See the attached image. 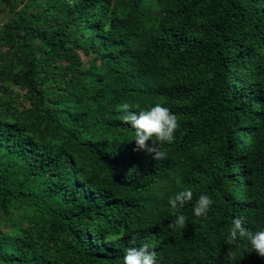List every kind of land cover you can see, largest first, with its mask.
<instances>
[{"label":"trees","instance_id":"obj_1","mask_svg":"<svg viewBox=\"0 0 264 264\" xmlns=\"http://www.w3.org/2000/svg\"><path fill=\"white\" fill-rule=\"evenodd\" d=\"M0 17V264L145 244L158 264H264L225 242L236 217L264 228V0H0ZM123 103L177 116L166 158L137 150Z\"/></svg>","mask_w":264,"mask_h":264},{"label":"clouds","instance_id":"obj_2","mask_svg":"<svg viewBox=\"0 0 264 264\" xmlns=\"http://www.w3.org/2000/svg\"><path fill=\"white\" fill-rule=\"evenodd\" d=\"M133 107L139 109V105L132 106L128 103L118 105V109L123 110L124 115L122 121L130 124L134 129V136L131 141H135L137 150H144L153 155L156 160L164 159L167 153L164 151L165 143L174 142V133L179 127L177 116L171 112L168 107L159 103L147 110L133 111ZM152 144L149 145L148 141ZM192 199L191 190H184L169 198V203L173 209H177V204L183 207L185 201ZM213 201L206 194H200L194 205V213L196 216H205L210 209ZM176 219L169 225V227H184L187 217L178 212H173ZM246 239L251 249L262 258H264V228H258L255 231L249 230L245 227L243 220L236 217L232 221L229 229V234L226 238V244L232 245L238 240ZM132 244L135 245V238ZM226 256L230 261L238 260L237 255L229 247ZM124 264H158L155 251H149L148 246L142 245L139 247L132 246L125 250L123 257Z\"/></svg>","mask_w":264,"mask_h":264},{"label":"rangeland","instance_id":"obj_3","mask_svg":"<svg viewBox=\"0 0 264 264\" xmlns=\"http://www.w3.org/2000/svg\"><path fill=\"white\" fill-rule=\"evenodd\" d=\"M0 21H1V17H0ZM82 152L85 154V158H84V159L82 158V159L80 160V163H81V164H83L84 162L87 163V164L92 163L93 161L90 159V157H91V152L88 150V148L84 146V147L82 148Z\"/></svg>","mask_w":264,"mask_h":264}]
</instances>
